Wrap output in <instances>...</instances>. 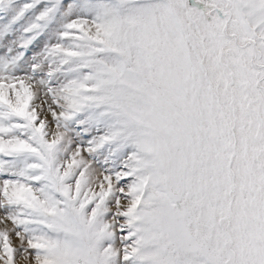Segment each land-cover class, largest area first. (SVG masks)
Wrapping results in <instances>:
<instances>
[{"label": "snow or ice", "instance_id": "snow-or-ice-1", "mask_svg": "<svg viewBox=\"0 0 264 264\" xmlns=\"http://www.w3.org/2000/svg\"><path fill=\"white\" fill-rule=\"evenodd\" d=\"M0 264H264V0H0Z\"/></svg>", "mask_w": 264, "mask_h": 264}]
</instances>
